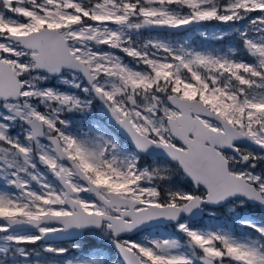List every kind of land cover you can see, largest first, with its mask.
<instances>
[{"label":"snow or ice","instance_id":"obj_1","mask_svg":"<svg viewBox=\"0 0 264 264\" xmlns=\"http://www.w3.org/2000/svg\"><path fill=\"white\" fill-rule=\"evenodd\" d=\"M213 23L197 34L214 43L188 38ZM96 99L135 151L97 121L72 130ZM249 204L264 0H0V264H264ZM224 205L231 222L189 219ZM152 222L170 230L137 235Z\"/></svg>","mask_w":264,"mask_h":264},{"label":"rangeland","instance_id":"obj_2","mask_svg":"<svg viewBox=\"0 0 264 264\" xmlns=\"http://www.w3.org/2000/svg\"><path fill=\"white\" fill-rule=\"evenodd\" d=\"M217 27H218V25L213 23V24H209L206 28H203L200 30L193 29L189 33L188 38L196 44H209L210 42H213V41L204 39L203 37H201L200 35L197 34V31H207L209 33H212L213 31L216 30ZM49 86L60 87V89L62 91H77V92H79V90L72 89L66 84H61L58 80L52 81L49 84ZM93 104H94L93 110L90 111L86 116L84 114H81V113H69V114H67L69 119L73 121L72 130H74V131L77 130V128L80 127L81 125L86 128L90 121H97L101 126H103L105 129H107V131L112 136H114L116 138V140L122 146V148H124L125 150H127L129 152L135 151L125 140H123V141L120 140V136H119L118 132L110 126L109 121L107 120L105 113H104V110L101 108V106L95 104L94 102H93ZM154 159H158V158L145 157V160L147 162H151ZM176 179H182V178L177 177ZM229 207H230L229 205H224V206L219 207V208H208L207 212L208 213L209 212H215V220H219V221L228 220L229 222H231V214L229 212ZM257 209L258 208L249 204L248 206H246V208H238V212H239L241 217L257 219V218H253V216H252L253 212L257 213ZM208 213L204 219L197 222L199 225H204V224H208V223L212 222L213 218H211L208 215ZM260 215H261V218H264L262 213ZM233 227L236 228L237 230H239V225L233 224ZM169 230L170 229L168 226L154 227V228H150V229L141 231L137 235L138 236H145V235H149V234H153V233L159 234V233L166 232ZM94 242H99V241L94 240ZM67 243H69V242L68 241L64 242L65 246H67Z\"/></svg>","mask_w":264,"mask_h":264},{"label":"water","instance_id":"obj_3","mask_svg":"<svg viewBox=\"0 0 264 264\" xmlns=\"http://www.w3.org/2000/svg\"><path fill=\"white\" fill-rule=\"evenodd\" d=\"M98 100V99H97ZM99 101V100H98ZM99 103H100V105L102 106V108H103V110L105 111V114H106V117L108 118V120H109V122L111 123V125L120 133V135L124 138V139H126L130 144H131V146H133L134 147V145H133V143L131 142V140H130V137H128V135L115 123V121H113L111 118H110V116H109V114L107 113V110L104 108V106H103V104H102V102L101 101H99ZM156 152H158V150H155ZM144 155H146V156H154V157H157V156H155V155H152V154H144ZM212 207H220V206H212ZM261 210V212L264 214V210H262V209H260ZM204 215H205V211L203 212V213H201V214H199V215H193L192 217H189V219H191V220H193V221H197V220H199V219H202L203 217H204ZM167 225V223H165V222H152V223H150V224H148V225H143V226H141V228L143 229V230H145V229H148V228H151V227H155V226H166Z\"/></svg>","mask_w":264,"mask_h":264},{"label":"trees","instance_id":"obj_4","mask_svg":"<svg viewBox=\"0 0 264 264\" xmlns=\"http://www.w3.org/2000/svg\"><path fill=\"white\" fill-rule=\"evenodd\" d=\"M212 43H214V42H210L209 44H212ZM260 214H261L260 210L257 209V213H254L253 212L252 216H253V218L259 219V218H261V215ZM89 240L94 243L93 239H89Z\"/></svg>","mask_w":264,"mask_h":264},{"label":"flooded vegetation","instance_id":"obj_5","mask_svg":"<svg viewBox=\"0 0 264 264\" xmlns=\"http://www.w3.org/2000/svg\"><path fill=\"white\" fill-rule=\"evenodd\" d=\"M93 102L98 105V103H96V100H94ZM149 158H152V157H149Z\"/></svg>","mask_w":264,"mask_h":264}]
</instances>
